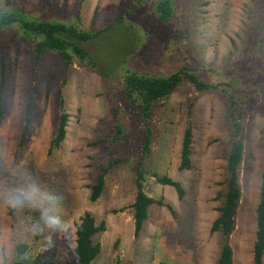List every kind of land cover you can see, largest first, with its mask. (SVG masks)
Instances as JSON below:
<instances>
[{"label": "rangeland", "instance_id": "374dc122", "mask_svg": "<svg viewBox=\"0 0 264 264\" xmlns=\"http://www.w3.org/2000/svg\"><path fill=\"white\" fill-rule=\"evenodd\" d=\"M157 1L0 0V13L21 11L86 29L115 23L98 46L99 60L119 68L109 79L78 58L68 66L56 51L38 56L35 41L18 25L0 27V264L14 261L21 241L38 264H74L76 226L86 211L105 223L94 236L101 252L92 264H217L221 238L211 226L234 135L230 94L239 101L237 111L244 109L245 143L230 243L233 264H254L264 166V0H175L168 21L159 18ZM132 27L140 37L134 46ZM126 43L133 53L123 61ZM183 66L217 87L199 91L186 80L159 101L145 156L144 125L138 107L124 98L123 74L167 75ZM27 108L29 129L20 148ZM63 110L66 136L50 150ZM119 123L125 132L115 142ZM189 125L192 165L181 169ZM141 161L146 192L164 204L151 205L136 236L132 204ZM104 171L103 193L92 201V185ZM153 172L181 181L184 197Z\"/></svg>", "mask_w": 264, "mask_h": 264}, {"label": "trees", "instance_id": "16d2710c", "mask_svg": "<svg viewBox=\"0 0 264 264\" xmlns=\"http://www.w3.org/2000/svg\"><path fill=\"white\" fill-rule=\"evenodd\" d=\"M142 1L143 0H138ZM175 0H158L155 9L158 16L163 21H168L174 12ZM123 19L118 17L119 23ZM108 25L97 29H86L80 25L65 23L55 20H41L30 18L21 11H9L0 13V27L18 25L26 38L35 41L34 50L38 56L47 51H56L61 54L66 65H71L75 58L96 69L106 78H113L118 73L115 66H108L99 60V44L104 40V36L114 27ZM132 33V45L138 43L140 37L135 28L128 29ZM138 45V44H137ZM126 51L123 61L133 53L128 43L120 46ZM109 69V70H108ZM190 81L197 90L205 91L216 88V84L206 82L198 77L191 67L183 66L177 71L167 75H157L149 72H138L135 70L126 71L123 74L124 98L126 101L135 104L139 109V115L144 125L142 150L144 155H148L153 144V116L155 106L159 101L171 95L184 81ZM229 102L232 111L229 121L234 132L226 162V176L221 188L218 190L216 200L218 201V215L214 219L211 230L217 232L221 238V249L217 259V264H233L234 252L230 243V237L236 228V216L242 197V186L240 182L241 163L245 153V143L241 137L243 128L242 114L244 109H238L237 97L230 94ZM4 115V98L0 89V119ZM69 115L63 110L57 131L53 137L50 150L58 148L66 136V127ZM29 108L26 110V120L23 127L22 136L19 140V147L25 144L26 132L29 129ZM125 132L124 125H115L113 141H119ZM192 143L193 130L189 125L184 133L180 168L188 169L192 165ZM145 166L141 161L138 166L135 184L137 187L134 208L135 235L139 236L149 219L150 207L153 203L164 204L162 200H157L149 195L145 190ZM157 181L176 188L180 198L185 195V190L181 181L168 175L152 173ZM105 184V171L100 173L91 189V200L96 201L103 193ZM105 228V223L97 224L95 216L90 211H86L80 218L76 226V246L74 248L76 261L74 264H92L101 252V244L94 240V236ZM30 246L27 242L21 241L16 245L15 259L11 264H38L30 255ZM254 264H263L264 257V166L262 172V183L260 190V201L257 207V230L254 243Z\"/></svg>", "mask_w": 264, "mask_h": 264}]
</instances>
